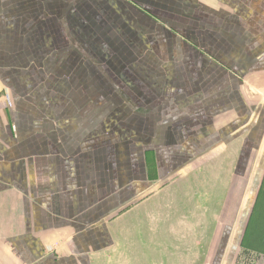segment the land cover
Returning a JSON list of instances; mask_svg holds the SVG:
<instances>
[{
    "label": "crops",
    "instance_id": "crops-1",
    "mask_svg": "<svg viewBox=\"0 0 264 264\" xmlns=\"http://www.w3.org/2000/svg\"><path fill=\"white\" fill-rule=\"evenodd\" d=\"M263 143L264 0H0V264H127L145 194Z\"/></svg>",
    "mask_w": 264,
    "mask_h": 264
},
{
    "label": "rangeland",
    "instance_id": "rangeland-1",
    "mask_svg": "<svg viewBox=\"0 0 264 264\" xmlns=\"http://www.w3.org/2000/svg\"><path fill=\"white\" fill-rule=\"evenodd\" d=\"M236 154L212 153L145 194L114 254L127 264H264V143L238 174Z\"/></svg>",
    "mask_w": 264,
    "mask_h": 264
},
{
    "label": "trees",
    "instance_id": "trees-1",
    "mask_svg": "<svg viewBox=\"0 0 264 264\" xmlns=\"http://www.w3.org/2000/svg\"><path fill=\"white\" fill-rule=\"evenodd\" d=\"M263 185V184H262ZM261 238L263 239L264 238V225H263V229H262V233H261ZM260 252L264 253V242L262 244L261 247L257 248Z\"/></svg>",
    "mask_w": 264,
    "mask_h": 264
}]
</instances>
